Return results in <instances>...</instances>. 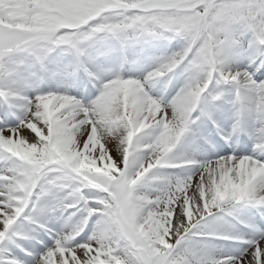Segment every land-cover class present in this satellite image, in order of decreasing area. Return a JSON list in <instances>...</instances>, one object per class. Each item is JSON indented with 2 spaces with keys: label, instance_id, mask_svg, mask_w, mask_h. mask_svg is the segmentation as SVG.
Wrapping results in <instances>:
<instances>
[{
  "label": "snow or ice",
  "instance_id": "snow-or-ice-1",
  "mask_svg": "<svg viewBox=\"0 0 264 264\" xmlns=\"http://www.w3.org/2000/svg\"><path fill=\"white\" fill-rule=\"evenodd\" d=\"M0 264H264V0H0Z\"/></svg>",
  "mask_w": 264,
  "mask_h": 264
}]
</instances>
